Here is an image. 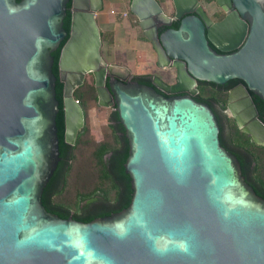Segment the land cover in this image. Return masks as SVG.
Here are the masks:
<instances>
[{"label": "water", "instance_id": "1", "mask_svg": "<svg viewBox=\"0 0 264 264\" xmlns=\"http://www.w3.org/2000/svg\"><path fill=\"white\" fill-rule=\"evenodd\" d=\"M221 1L229 18L211 26L197 0H172V20L155 0L129 8L148 20L159 65L229 92L236 128L264 147V0ZM101 4L0 0V264H264L249 154L212 101L101 60ZM88 74L117 144L102 154L113 204L93 197L75 215L47 201L82 127L72 94Z\"/></svg>", "mask_w": 264, "mask_h": 264}, {"label": "rangeland", "instance_id": "2", "mask_svg": "<svg viewBox=\"0 0 264 264\" xmlns=\"http://www.w3.org/2000/svg\"><path fill=\"white\" fill-rule=\"evenodd\" d=\"M102 1L100 10L95 13L96 26L99 34L109 32L106 29L112 28L113 31L110 32L109 39L104 38L101 41L99 47L101 60L107 65L127 69L129 75L162 73L153 67V55L148 50H146L147 54H144L145 49H147L146 45L136 44L132 40L134 31H130L129 28L134 29L136 35H139V31L134 28V22L130 21L128 24L124 20L123 15L127 12V4L123 3L124 0ZM90 76L85 75L83 79L86 85L91 81L92 77L90 78ZM82 102L84 103L83 106L77 103L84 115L83 125L77 134L81 131L82 133L73 150V160L70 164L65 186L56 197L57 201L67 206L72 213H77L79 203L82 202L75 199V193L89 190L98 182L97 171L91 154L93 149L99 143H110V133L106 127V118L110 110L97 105L95 100ZM224 120L227 125L228 140L232 144L228 131L231 119Z\"/></svg>", "mask_w": 264, "mask_h": 264}, {"label": "flooded vegetation", "instance_id": "3", "mask_svg": "<svg viewBox=\"0 0 264 264\" xmlns=\"http://www.w3.org/2000/svg\"><path fill=\"white\" fill-rule=\"evenodd\" d=\"M155 2L157 3L161 14L168 18L169 20H172L174 17V7H173V3L172 0H155ZM125 4H127V12L124 13V20L130 24V21L135 23L134 28L138 29L139 31V35H136L135 30L132 29L131 27L129 28L130 31H134L132 34L133 36L131 37L132 40L136 43V44H144L146 45L144 54H147L148 50L154 57V62H153V67L155 69L160 70L162 73H148V74H142V75H133V74H128V77H151V78H156L157 80H160L165 86L167 87H171V88H187L189 91H191L192 93H194V95L201 101H212L215 105V107L217 108V110L219 111V113L221 114V116L224 119H231L233 121V119L230 117L229 115V110L226 109V105H227V99H228V93L229 92H225V91H219V90H213L210 87H205V86H192L183 82H180L177 79V75H176V70L175 68H173L172 66H167V67H161L159 65V62L157 60V57L155 55L154 49L151 46V44L147 41V39L145 38V36L143 35L142 32L151 29L150 24L148 22L147 19L142 20V23L145 25L144 29L142 28V26L139 25V21L136 18V16L130 12V0H124ZM199 9L202 12V15L204 16V19L206 21V23L211 26V25H216V24H221V23H225L228 18H229V13H228V7L221 1L219 0V2H217L216 0H197ZM133 17V18H132ZM133 20H132V19ZM151 17V21H152ZM153 22V21H152ZM153 26L155 27L154 23ZM100 39V36H99ZM101 42V40H100ZM142 51V50H141ZM90 75V74H88ZM92 77V76H91ZM93 81V78H92ZM93 90H94V85H93ZM94 94H95V102L98 105V99H97V95L95 93L94 90ZM221 95H223L225 97V103L224 105H220L219 103H217V98L218 96L220 97ZM73 99V97H72ZM103 102V100H102ZM78 105V104H77ZM79 106V105H78ZM80 107V106H79ZM103 107V106H101ZM105 108V107H103ZM81 109V108H80ZM82 111V110H81ZM83 112H82V125H83ZM234 122V121H233ZM63 131H64V121H63ZM77 135V134H76ZM71 150L69 152L67 161L65 163L64 169L62 171L60 180L58 182L57 188L55 190L54 195L47 201V203L56 206L62 210H65L64 207H61L58 205V201L56 199V195L57 193L62 189L63 186V181L66 177L67 173V168L68 166L70 167V164L73 160V141L71 143ZM69 172V171H68ZM68 212L72 213L69 209H67ZM73 214V213H72Z\"/></svg>", "mask_w": 264, "mask_h": 264}, {"label": "trees", "instance_id": "4", "mask_svg": "<svg viewBox=\"0 0 264 264\" xmlns=\"http://www.w3.org/2000/svg\"><path fill=\"white\" fill-rule=\"evenodd\" d=\"M110 32L99 34L101 41L105 39H109ZM90 76V75H88ZM91 78V76H90ZM93 81L91 78V81L88 85L84 83V80L82 84L77 87L72 94L73 100H76L77 103H80L81 106H83L82 101H94L95 100V94L93 90ZM80 101V102H79ZM217 103L220 105H224L225 103V97L221 95L217 98ZM231 124L228 125V131H229V138L232 142V144L242 149L243 151L247 152L251 158L253 168L251 171L250 179L251 181L261 190L264 191V147L262 146H255L251 143L249 137L245 135L244 133L240 132L234 122L230 120ZM81 133H78L75 142L73 143V150L75 148V144L77 143L78 139L81 136ZM110 133V132H109ZM117 147V144L115 140L113 139L112 135L110 134V143H99L92 151V158H93V164L95 166V169L97 171V183L92 186L89 190H86L84 192H77L75 193V199L78 201H84L88 200L90 198L96 197L101 200H104L106 202H109L113 204V182L111 180L109 171L107 169L105 160L103 158L102 154L111 152ZM67 173L70 171V167L67 168ZM68 174H66V177L63 181V186H65L66 179L68 177ZM61 190L57 193L56 196L60 194ZM59 206L64 207V209H68L67 206H65L63 203H58ZM68 212V211H67ZM76 215V213H73Z\"/></svg>", "mask_w": 264, "mask_h": 264}, {"label": "crops", "instance_id": "5", "mask_svg": "<svg viewBox=\"0 0 264 264\" xmlns=\"http://www.w3.org/2000/svg\"><path fill=\"white\" fill-rule=\"evenodd\" d=\"M102 1V0H101ZM103 2V1H102ZM106 31H109V32H112L113 31V29L111 28V29H106Z\"/></svg>", "mask_w": 264, "mask_h": 264}]
</instances>
